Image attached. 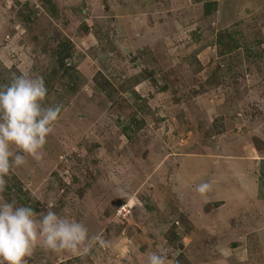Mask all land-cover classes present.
Returning a JSON list of instances; mask_svg holds the SVG:
<instances>
[{"label":"rangeland","instance_id":"1","mask_svg":"<svg viewBox=\"0 0 264 264\" xmlns=\"http://www.w3.org/2000/svg\"><path fill=\"white\" fill-rule=\"evenodd\" d=\"M21 72L61 113L0 202L37 219L54 204L111 241L29 264H146L163 248L169 264H264L255 228L216 202H236L222 162L264 143V0H0V85Z\"/></svg>","mask_w":264,"mask_h":264},{"label":"clouds","instance_id":"2","mask_svg":"<svg viewBox=\"0 0 264 264\" xmlns=\"http://www.w3.org/2000/svg\"><path fill=\"white\" fill-rule=\"evenodd\" d=\"M47 96L43 77L28 72L13 73L9 83L0 85V194L7 190L5 177L25 164L21 153L36 161L43 159L61 113L60 105L45 103ZM195 191L207 196L212 185L202 182ZM54 207L47 203L37 219L30 206H17L15 200L0 202V264H29L37 248L87 256L95 246H111L103 235L90 236L83 223L58 215ZM146 264H169V249L148 254Z\"/></svg>","mask_w":264,"mask_h":264},{"label":"crops","instance_id":"3","mask_svg":"<svg viewBox=\"0 0 264 264\" xmlns=\"http://www.w3.org/2000/svg\"><path fill=\"white\" fill-rule=\"evenodd\" d=\"M263 130V129H261ZM261 140L264 142V130ZM262 148H243L237 157L229 156L221 165V175L236 188L233 199L236 202L229 206V197L219 199L218 206L235 207L241 213L244 224L255 228L259 244H264V143ZM257 148V149H256ZM228 159V160H227ZM220 182L221 179H220ZM230 194V191H226ZM231 198V197H230ZM240 217V218H241ZM241 221V219H240ZM255 223V224H254Z\"/></svg>","mask_w":264,"mask_h":264},{"label":"trees","instance_id":"4","mask_svg":"<svg viewBox=\"0 0 264 264\" xmlns=\"http://www.w3.org/2000/svg\"><path fill=\"white\" fill-rule=\"evenodd\" d=\"M217 42L218 44L224 45L227 51H231L237 47V41L231 33L219 34Z\"/></svg>","mask_w":264,"mask_h":264},{"label":"built area","instance_id":"5","mask_svg":"<svg viewBox=\"0 0 264 264\" xmlns=\"http://www.w3.org/2000/svg\"><path fill=\"white\" fill-rule=\"evenodd\" d=\"M116 215L118 217H122V218H125V216L129 215L130 214V208H128L127 206H119L117 209H116Z\"/></svg>","mask_w":264,"mask_h":264}]
</instances>
